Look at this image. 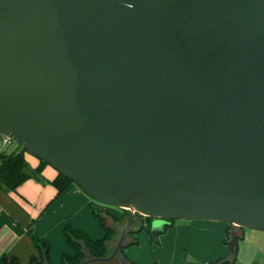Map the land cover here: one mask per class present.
Listing matches in <instances>:
<instances>
[{
  "label": "water",
  "instance_id": "water-1",
  "mask_svg": "<svg viewBox=\"0 0 264 264\" xmlns=\"http://www.w3.org/2000/svg\"><path fill=\"white\" fill-rule=\"evenodd\" d=\"M0 135L154 239L264 233V0H0Z\"/></svg>",
  "mask_w": 264,
  "mask_h": 264
},
{
  "label": "crops",
  "instance_id": "crops-1",
  "mask_svg": "<svg viewBox=\"0 0 264 264\" xmlns=\"http://www.w3.org/2000/svg\"><path fill=\"white\" fill-rule=\"evenodd\" d=\"M25 160L30 168H37L38 160L30 162L26 156ZM41 176L44 184L30 179L15 192L0 190V257H13L18 264H29L31 257H38L27 234L31 223L34 233L49 243L52 264H61L62 254L74 255L63 236L66 225L81 230L92 240L104 237V231L93 218L91 200L78 187L71 185L57 196L56 190L48 183L57 173L46 166ZM109 211L104 212L112 213ZM228 228L227 224L214 222L173 223L158 236L152 252L148 247V241L152 244V237L143 229L149 240L146 234L139 235L138 246L126 247L123 255L133 264H154V259L157 264H209L227 255L228 248L223 241Z\"/></svg>",
  "mask_w": 264,
  "mask_h": 264
},
{
  "label": "trees",
  "instance_id": "trees-1",
  "mask_svg": "<svg viewBox=\"0 0 264 264\" xmlns=\"http://www.w3.org/2000/svg\"><path fill=\"white\" fill-rule=\"evenodd\" d=\"M25 156L28 155L22 149L19 153L16 154L12 153L0 155V190L4 193L15 192L17 188L20 187L24 182L31 179L28 174L29 165L25 160ZM39 163L41 166L37 169L35 168L34 170L37 171L38 175L42 178L41 172L42 169L46 167V165L42 162ZM42 180L45 183V180L43 178ZM48 183L56 190L57 196L66 191L69 186L74 185L70 180L64 178L59 174H57L53 181ZM91 212L104 231V237L99 240H92L81 230H75L71 226L66 225L63 228V236L70 249L74 251V255L70 256L66 253L62 254L61 264H81L87 259H100L109 256L112 252V248L110 247V245L111 243L116 241L115 229L122 226L124 224V221L127 222L130 220V213L128 211H125L124 214L126 215H123L119 218H116L107 212L99 214L94 209H92ZM137 219L138 218H135L130 221L131 225L135 224V227H132L135 229V232L130 237V241L128 242V244H126L124 249L126 247L136 246L138 244L137 235L143 230L144 226H146L148 229L152 222V219L150 218H145V221L143 223L142 220ZM108 221H110V224H108ZM173 223L174 222H171V225ZM171 225L169 227H171ZM169 227H167L166 230ZM231 230L235 231L236 236V246L233 253L230 252ZM236 231L237 230H235L232 226H229V228L226 230L225 239L223 241V245L228 248L227 255L224 258L218 259L209 264L235 263L238 241L243 239V234ZM27 234L32 245L38 252V257H31L29 259V264H52L49 257L50 245L46 240L34 233L33 223L28 226ZM127 262L128 264H133L128 260ZM0 264H18V261L13 257L8 258L4 255L0 257ZM110 264H117V262H112Z\"/></svg>",
  "mask_w": 264,
  "mask_h": 264
},
{
  "label": "rangeland",
  "instance_id": "rangeland-1",
  "mask_svg": "<svg viewBox=\"0 0 264 264\" xmlns=\"http://www.w3.org/2000/svg\"><path fill=\"white\" fill-rule=\"evenodd\" d=\"M0 148H1V145H0ZM26 158L30 162H34V159L32 157L26 156ZM36 162H38L37 168L40 167L41 165H40L39 161H36ZM91 202H92V205L94 206V209L99 214H103L104 211H106L108 209V210H110L109 212H112L109 214H111L112 216H114L116 218H119V217H122L123 215H126V214H124L125 213L124 210H118V209L110 208L107 206H103V205H100V204L94 202L93 200H91ZM93 218H94V220H97L95 217H93ZM191 222H201V221H175L174 223L175 224H188ZM124 223H126V221H124ZM214 223H221V222H214ZM222 224H225V223H222ZM228 226H230V225H228ZM143 229H145L146 231L149 232V229H147L146 226H144ZM236 230H237L236 232H243L244 234H243V239L238 241L237 252H236V261L234 264H264V233L252 231V230H248V229H243V230L236 229ZM232 232H233V230H231V233ZM141 234H144V235L146 234L145 236L147 238V233H145L142 230L137 235L138 243H139V235H141ZM162 234H164V233H162ZM162 234H160V235H162ZM158 236L156 239L152 238V244L151 245L149 244V241H148V247H149L150 252H152V250H151L152 246L153 245L155 246L157 244ZM147 239L149 240V238H147ZM137 246H138V244L136 246H132V247H137ZM154 264H157L155 259H154Z\"/></svg>",
  "mask_w": 264,
  "mask_h": 264
},
{
  "label": "built area",
  "instance_id": "built-area-1",
  "mask_svg": "<svg viewBox=\"0 0 264 264\" xmlns=\"http://www.w3.org/2000/svg\"><path fill=\"white\" fill-rule=\"evenodd\" d=\"M0 155L1 154H16L21 148L10 138L0 135Z\"/></svg>",
  "mask_w": 264,
  "mask_h": 264
},
{
  "label": "flooded vegetation",
  "instance_id": "flooded-vegetation-1",
  "mask_svg": "<svg viewBox=\"0 0 264 264\" xmlns=\"http://www.w3.org/2000/svg\"><path fill=\"white\" fill-rule=\"evenodd\" d=\"M135 218H138L137 220H142V223L145 221V218H143V217H140V216H134V217H132L131 215H130V220L129 221H127L126 223H124L122 226L124 227V226H126V227H135V224H132L131 225V220H133V219H135ZM134 229V228H133ZM135 230V229H134Z\"/></svg>",
  "mask_w": 264,
  "mask_h": 264
}]
</instances>
